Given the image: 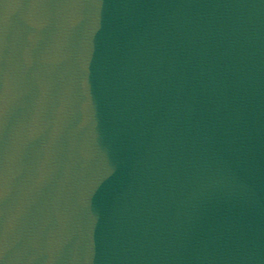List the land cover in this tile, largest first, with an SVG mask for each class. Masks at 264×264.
Listing matches in <instances>:
<instances>
[{"label": "water", "instance_id": "1", "mask_svg": "<svg viewBox=\"0 0 264 264\" xmlns=\"http://www.w3.org/2000/svg\"><path fill=\"white\" fill-rule=\"evenodd\" d=\"M207 27L211 55L227 29L248 38L217 70L243 78L244 150L264 202V0H0V264H202L117 236L92 197L104 169L86 157L110 140L130 54L171 12ZM216 264H264V206Z\"/></svg>", "mask_w": 264, "mask_h": 264}, {"label": "clouds", "instance_id": "2", "mask_svg": "<svg viewBox=\"0 0 264 264\" xmlns=\"http://www.w3.org/2000/svg\"><path fill=\"white\" fill-rule=\"evenodd\" d=\"M212 33L183 10L171 12L130 54L115 109L116 133L97 135L86 157L104 173L91 194L102 214L131 246L157 255L193 252L202 264L238 247L246 217L264 206L245 150L243 78L231 85L217 70L248 38L227 29L216 56Z\"/></svg>", "mask_w": 264, "mask_h": 264}]
</instances>
